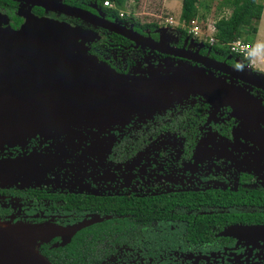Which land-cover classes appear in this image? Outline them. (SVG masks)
<instances>
[{
    "label": "flooded vegetation",
    "instance_id": "obj_1",
    "mask_svg": "<svg viewBox=\"0 0 264 264\" xmlns=\"http://www.w3.org/2000/svg\"><path fill=\"white\" fill-rule=\"evenodd\" d=\"M60 1L117 21L142 40L30 0H0V26L20 29L22 14L31 10L97 32L87 40L89 52L119 74L148 79L172 64L202 66L194 61L200 58L217 65L208 66L215 75L244 85L231 67L242 56L215 50L190 30L126 20L123 11L113 18L96 3ZM251 91L264 104V92ZM239 122L230 107H215L199 95L160 110H136L96 139L86 134L76 140L77 148L44 178L47 184L0 187V195L19 202L0 203V223L50 228L35 247L52 264L62 253L65 264H264V241L239 234L264 225V132H239ZM259 126L264 131V122ZM55 143L34 137L24 149L5 153L52 152ZM78 225L83 228L73 235L65 233Z\"/></svg>",
    "mask_w": 264,
    "mask_h": 264
},
{
    "label": "water",
    "instance_id": "obj_2",
    "mask_svg": "<svg viewBox=\"0 0 264 264\" xmlns=\"http://www.w3.org/2000/svg\"><path fill=\"white\" fill-rule=\"evenodd\" d=\"M30 1L138 43L142 40V35L117 21L60 0ZM22 15L26 21L20 29L0 26V181L43 180L64 163L68 151L77 148L74 142L85 138L87 128L95 129L97 138L111 125L126 122L136 110L164 109L189 95H199L215 107H230L240 121L239 132L247 128L264 132L259 126L264 122V104L251 91L264 92V73L253 70L245 58L231 66L236 71L233 77L244 85L215 75L208 66L219 70L217 65L200 58L194 61L202 66L172 64L160 69L163 73L154 70L148 79L129 77L89 52L87 40L97 38V32L40 18L31 10ZM34 137L56 142L55 150L5 153L9 148L24 149ZM21 227L23 231L16 232L0 223V264H52L35 247L50 228ZM81 228L64 230L73 235ZM240 230L243 236L264 241V225ZM31 234L35 236L32 243L27 239Z\"/></svg>",
    "mask_w": 264,
    "mask_h": 264
},
{
    "label": "rangeland",
    "instance_id": "obj_3",
    "mask_svg": "<svg viewBox=\"0 0 264 264\" xmlns=\"http://www.w3.org/2000/svg\"><path fill=\"white\" fill-rule=\"evenodd\" d=\"M182 2L183 0H130L127 2L126 7L123 9L124 13L126 14H132L136 20H139V22H147V21H160V26L162 27L161 29L166 30V26H171L172 28H178L184 27V23L180 22V15L181 14V8H182ZM224 2V0H200L199 4V13L197 16V19L191 23V25L188 27V29L191 31L193 26L197 25L201 33L199 34L198 38L201 41H206V42H212V38L214 37V33L216 31L215 28V22L221 18L222 16H230L232 10L231 8L225 7L223 10H218L217 7L219 4ZM174 22H173V20ZM55 20V19H54ZM165 26V27H163ZM74 27H80V26H74ZM84 29L83 27H80ZM171 31H175L170 29ZM255 36L252 33L246 32L244 36L242 37V40L245 41H254ZM256 66L253 65L252 68H257ZM255 70V69H253ZM262 70V69H261ZM264 71V69H263ZM85 132L87 135H94L96 130L93 128H87ZM96 139V138H95ZM95 141H100V140H95ZM76 144V141L74 142ZM71 151H68L67 153H70ZM45 179L43 180H36L32 182L28 181H19L17 183H7L6 181H0V187H13L16 185H21V188H28L30 186L36 187L43 184H47L48 181L44 182ZM80 181V179H79ZM6 184V185H5ZM4 185V186H3ZM67 185H72L71 183ZM78 185H83L79 184ZM86 185V184H85ZM68 189V187H66ZM17 203L18 200H16ZM15 199H8L7 197H4L0 195V203H16ZM5 224L9 225L14 231L16 232H21L23 231V228L21 226H29V224H26L22 221L18 222H12L8 221ZM35 225H30L29 227H25L27 229L33 228ZM29 242H33L35 240L34 235H30L28 238ZM26 239V240H27ZM38 245V244H37Z\"/></svg>",
    "mask_w": 264,
    "mask_h": 264
},
{
    "label": "trees",
    "instance_id": "obj_4",
    "mask_svg": "<svg viewBox=\"0 0 264 264\" xmlns=\"http://www.w3.org/2000/svg\"><path fill=\"white\" fill-rule=\"evenodd\" d=\"M70 3L76 5L81 2L92 4L93 6L98 4L109 16L113 18H119L123 9L126 7L127 2L130 0H67ZM110 1L115 6L106 7L105 2ZM135 1V0H134ZM263 0H224L217 7L218 10H223L225 7L231 8L232 12L230 16H222L215 22L216 31L214 37L218 40V43L213 45V48L218 51L228 52V44L242 39L246 32L256 35L258 31V22L260 21L264 9ZM200 0H183L180 21L184 23V27L178 26V29L186 31L195 19H197L199 13ZM126 20L136 19L132 14H126ZM248 42V41H245ZM228 50V51H227ZM251 53L249 56L244 57L250 62ZM64 256L62 253L59 259L54 260L57 264H65V261L61 259Z\"/></svg>",
    "mask_w": 264,
    "mask_h": 264
},
{
    "label": "crops",
    "instance_id": "obj_5",
    "mask_svg": "<svg viewBox=\"0 0 264 264\" xmlns=\"http://www.w3.org/2000/svg\"><path fill=\"white\" fill-rule=\"evenodd\" d=\"M262 2L264 4V0ZM254 36H255L254 41H248L252 45V49L250 51L251 53L250 64L252 67L253 65L256 66L257 64L258 65L257 68L255 67L254 69L258 72L264 73L263 71L264 69V9H263L262 17L258 22V31Z\"/></svg>",
    "mask_w": 264,
    "mask_h": 264
},
{
    "label": "built area",
    "instance_id": "obj_6",
    "mask_svg": "<svg viewBox=\"0 0 264 264\" xmlns=\"http://www.w3.org/2000/svg\"><path fill=\"white\" fill-rule=\"evenodd\" d=\"M105 6L106 7H114V4L110 1H106ZM191 32L196 34V35H199L201 33V30L197 25H195V26H193ZM211 40H212V42H211L212 44L218 43V40L216 38H212ZM228 46H229L228 48H229L230 52L243 55L244 57L249 56V53L252 49L251 43L244 42L242 39L235 40V41L229 43Z\"/></svg>",
    "mask_w": 264,
    "mask_h": 264
},
{
    "label": "clouds",
    "instance_id": "obj_7",
    "mask_svg": "<svg viewBox=\"0 0 264 264\" xmlns=\"http://www.w3.org/2000/svg\"><path fill=\"white\" fill-rule=\"evenodd\" d=\"M114 6H115V5H114ZM123 12H124V11H123ZM195 35H196V34H195ZM197 36H199V35H197ZM209 43H211V42H209ZM211 44H212V43H211ZM212 45H215V44H212ZM239 55H240V54H239ZM240 56H241V55H240ZM242 58H244L243 55H242Z\"/></svg>",
    "mask_w": 264,
    "mask_h": 264
}]
</instances>
